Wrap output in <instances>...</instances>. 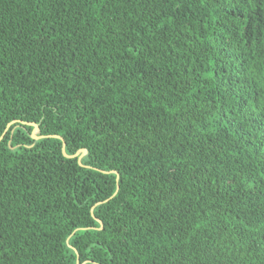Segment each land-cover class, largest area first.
<instances>
[{
  "label": "trees",
  "instance_id": "obj_1",
  "mask_svg": "<svg viewBox=\"0 0 264 264\" xmlns=\"http://www.w3.org/2000/svg\"><path fill=\"white\" fill-rule=\"evenodd\" d=\"M0 264H264V0H0Z\"/></svg>",
  "mask_w": 264,
  "mask_h": 264
},
{
  "label": "water",
  "instance_id": "obj_2",
  "mask_svg": "<svg viewBox=\"0 0 264 264\" xmlns=\"http://www.w3.org/2000/svg\"><path fill=\"white\" fill-rule=\"evenodd\" d=\"M33 126L35 127L34 134H33V138L39 139L40 137H38V136L35 135V133L38 131V125L33 124ZM80 153H81V157H80V159H81L86 154V150H81Z\"/></svg>",
  "mask_w": 264,
  "mask_h": 264
}]
</instances>
